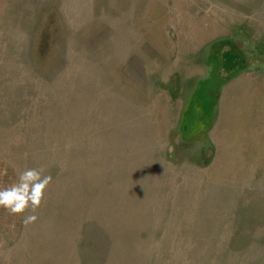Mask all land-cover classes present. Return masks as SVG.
I'll return each instance as SVG.
<instances>
[{"label": "rangeland", "instance_id": "obj_1", "mask_svg": "<svg viewBox=\"0 0 264 264\" xmlns=\"http://www.w3.org/2000/svg\"><path fill=\"white\" fill-rule=\"evenodd\" d=\"M0 264H264V0H0Z\"/></svg>", "mask_w": 264, "mask_h": 264}, {"label": "clouds", "instance_id": "obj_2", "mask_svg": "<svg viewBox=\"0 0 264 264\" xmlns=\"http://www.w3.org/2000/svg\"><path fill=\"white\" fill-rule=\"evenodd\" d=\"M45 172L44 166L20 170L14 183L0 188V208L10 215L23 216L25 226L34 223L53 179Z\"/></svg>", "mask_w": 264, "mask_h": 264}]
</instances>
